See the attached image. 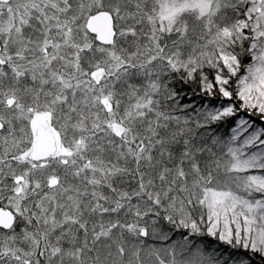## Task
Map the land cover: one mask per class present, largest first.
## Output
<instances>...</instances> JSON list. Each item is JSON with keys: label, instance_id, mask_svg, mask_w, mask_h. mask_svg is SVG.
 Returning a JSON list of instances; mask_svg holds the SVG:
<instances>
[{"label": "snow or ice", "instance_id": "obj_1", "mask_svg": "<svg viewBox=\"0 0 264 264\" xmlns=\"http://www.w3.org/2000/svg\"><path fill=\"white\" fill-rule=\"evenodd\" d=\"M0 264H264V0H0Z\"/></svg>", "mask_w": 264, "mask_h": 264}]
</instances>
